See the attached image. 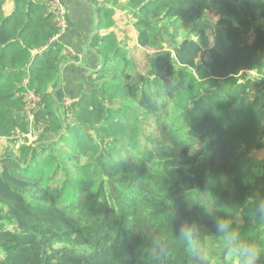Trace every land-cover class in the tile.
<instances>
[{
  "label": "trees",
  "instance_id": "1",
  "mask_svg": "<svg viewBox=\"0 0 264 264\" xmlns=\"http://www.w3.org/2000/svg\"><path fill=\"white\" fill-rule=\"evenodd\" d=\"M11 1L0 0V79L14 43L7 23L19 21L21 0L6 16ZM215 4L208 12L220 13L216 23L199 5L184 37L173 24L163 28L166 9L157 5L131 59L105 56L97 87L71 116L54 108L55 81L51 91L42 87L56 64L35 88L0 90V264H194L181 223L198 230L211 264H223L218 219L264 244L252 200L264 199V108L251 99L264 77L247 72L264 70V0ZM28 88L45 103L42 129L27 114ZM201 96L210 118L194 115ZM31 131L37 137L16 147L11 135Z\"/></svg>",
  "mask_w": 264,
  "mask_h": 264
},
{
  "label": "crops",
  "instance_id": "2",
  "mask_svg": "<svg viewBox=\"0 0 264 264\" xmlns=\"http://www.w3.org/2000/svg\"><path fill=\"white\" fill-rule=\"evenodd\" d=\"M67 1L68 24L59 34L56 17L49 11L48 0H21L19 21L7 23L9 27L6 32L11 34L14 43L3 54V63L8 71L0 79L2 92L25 88L27 82L35 88L37 82H42L40 76L46 72L45 68L56 64L59 67L58 74L54 78L49 76L42 87L47 92L55 86L54 108L62 110L67 98L78 101L83 95L95 90L98 85L95 78L105 64V56L109 57L121 49L128 51L139 45L140 31L144 28L142 21L150 17L146 13L141 18L132 15L137 8L141 11L146 6L144 0H130V11L125 10L128 0ZM16 2L12 0L7 3L6 16L15 10ZM125 41L128 46L124 47ZM54 45L56 50H60L59 61L52 59L54 54L49 55L50 49H55ZM71 49L74 53H71ZM247 72L251 76L257 71L247 69ZM258 72L264 77V70ZM256 98L264 108V84L251 96L252 100ZM44 107L45 103L35 115L47 122ZM47 137L52 139L56 135L49 132ZM258 147L264 150V137ZM6 149H10V146L7 145Z\"/></svg>",
  "mask_w": 264,
  "mask_h": 264
},
{
  "label": "rangeland",
  "instance_id": "3",
  "mask_svg": "<svg viewBox=\"0 0 264 264\" xmlns=\"http://www.w3.org/2000/svg\"><path fill=\"white\" fill-rule=\"evenodd\" d=\"M144 1L146 2V6L143 7V9L141 11H139V8H137V11L132 14L133 17L141 18V17H143V15L145 13L151 15L152 11L154 10V8L157 5H160V4L163 5L164 4L163 9H166V11L162 12L163 15H162L161 19L159 20V23L163 26L164 29H168L169 24H173V29L178 30L183 37L186 35L187 31L192 30V27L188 23L186 24L185 21H186V19L188 20L189 15H191L197 11L199 5L204 6V8H205V10H204L205 14L204 15L205 16L207 15L209 17V18H207L208 22L212 23V21H213L216 23V21L220 17L219 12H216V11H209L208 12V8H209V10H217V8H216L217 5L215 4L216 0H144ZM167 7L171 9L170 14H168V15H166L167 14ZM130 9H131V4H130V0H128L127 4L125 6V10L130 11ZM189 22L191 23V21H189ZM208 27H210V26H208ZM214 30L216 33L218 30H221V27L218 28V26L215 24ZM210 32H211V30H210ZM181 35L180 34L178 35L177 42L181 41V37H182ZM209 35H212L211 36L212 38L214 37L213 32L209 33ZM168 40H169L168 42H169L170 47H173L174 44L171 41V38H168ZM123 45H124V47L128 46V42H126V41L123 42ZM210 46H211V44H210ZM131 51H132V49L128 50V51L121 49L119 51L117 50L116 52H114V54L121 61V62L120 61L119 62L122 64L124 62L122 60L131 59ZM118 67H120V65H118ZM137 71H139V66L137 67ZM251 76L254 77L255 79L261 78L260 73L258 71L254 72L253 75H251ZM194 107H195V109H194L195 117L200 118V119H207V118L211 117L212 111H211V108L209 106L207 97L201 96L194 103ZM63 109L68 110V108H66L65 104H63ZM28 116H29V114H28ZM31 121L33 123H35L36 126L37 125L43 126V124H44V122L42 120L33 119ZM25 144L26 143H24L22 145H25ZM22 145H20V146L18 145L16 147L20 148ZM259 150H261V149H259ZM260 153L263 156L264 150H262ZM252 200L254 201L253 195H252Z\"/></svg>",
  "mask_w": 264,
  "mask_h": 264
},
{
  "label": "clouds",
  "instance_id": "4",
  "mask_svg": "<svg viewBox=\"0 0 264 264\" xmlns=\"http://www.w3.org/2000/svg\"><path fill=\"white\" fill-rule=\"evenodd\" d=\"M254 203L257 214L264 217V199H256ZM215 231L225 253L223 264H264V244L245 239L241 231L233 227L231 220H216ZM197 233L194 226L185 223H181L178 230L179 238L189 246L194 256V264H211L207 249L197 242Z\"/></svg>",
  "mask_w": 264,
  "mask_h": 264
},
{
  "label": "built area",
  "instance_id": "5",
  "mask_svg": "<svg viewBox=\"0 0 264 264\" xmlns=\"http://www.w3.org/2000/svg\"><path fill=\"white\" fill-rule=\"evenodd\" d=\"M48 6L50 13L56 17L57 26L59 28V34H61L68 24L69 10H68L67 2L65 0H48ZM70 51L71 53H74L72 49ZM74 102L75 100H72L70 98H67L64 102L66 108H68L67 111L69 115H73V111H71L70 108ZM39 106L40 107L44 106V102L42 101V96L35 89L28 88L26 92L25 108L31 120L35 119V112L38 110ZM39 127L41 129L42 126ZM36 137H37V132H33V131L27 134H23L22 132H14V134L11 135V138L14 140L15 145L17 144L16 146L18 145L20 146L24 143L30 144L31 139ZM26 139H29V142H26Z\"/></svg>",
  "mask_w": 264,
  "mask_h": 264
},
{
  "label": "water",
  "instance_id": "6",
  "mask_svg": "<svg viewBox=\"0 0 264 264\" xmlns=\"http://www.w3.org/2000/svg\"><path fill=\"white\" fill-rule=\"evenodd\" d=\"M195 40H198L197 37H194ZM249 78L251 77L250 75L248 76ZM239 82H243V80H240ZM64 129H65V126H64Z\"/></svg>",
  "mask_w": 264,
  "mask_h": 264
}]
</instances>
